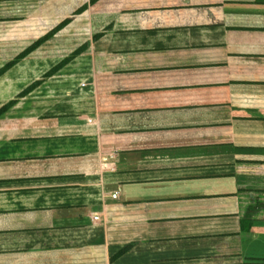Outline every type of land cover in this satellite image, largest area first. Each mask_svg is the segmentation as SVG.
<instances>
[{
    "label": "crops",
    "instance_id": "obj_1",
    "mask_svg": "<svg viewBox=\"0 0 264 264\" xmlns=\"http://www.w3.org/2000/svg\"><path fill=\"white\" fill-rule=\"evenodd\" d=\"M9 103L0 264H264V0H0Z\"/></svg>",
    "mask_w": 264,
    "mask_h": 264
},
{
    "label": "trees",
    "instance_id": "obj_2",
    "mask_svg": "<svg viewBox=\"0 0 264 264\" xmlns=\"http://www.w3.org/2000/svg\"><path fill=\"white\" fill-rule=\"evenodd\" d=\"M94 1H96V0H92V2H94ZM84 9V8H83ZM83 9H81V10H83ZM80 10V11H81ZM65 23H67V21L66 22H64V23H62L59 27H57L56 28V30H58L60 27H62ZM56 30H54V32L56 31ZM46 38V37H45ZM45 38L44 39H42V40H40V41H38L36 44H34L29 50H27L26 52H24L22 55H20V57H18L17 59H20V58H22V57H24L25 55H27L30 51H31V49H33V48H35L36 46H38V45H40L42 42H43V40H45ZM79 52V51H78ZM77 52V53H78ZM11 65V64H10ZM57 68L58 67H56L53 71H56L57 70ZM52 71V72H53ZM52 72H50L49 74H52ZM48 74V75H49ZM35 85V84H34ZM33 85V86H34ZM28 92V90L27 91H25V92H23L21 95H24L25 93H27ZM12 103H9L6 107H4L2 110H0V114L4 111V110H6L10 105H11ZM239 165H241V163L240 164H238V167H240ZM244 227H245V223H244Z\"/></svg>",
    "mask_w": 264,
    "mask_h": 264
},
{
    "label": "built area",
    "instance_id": "obj_3",
    "mask_svg": "<svg viewBox=\"0 0 264 264\" xmlns=\"http://www.w3.org/2000/svg\"><path fill=\"white\" fill-rule=\"evenodd\" d=\"M117 197V194H113V198H116ZM95 219H98L97 216H95Z\"/></svg>",
    "mask_w": 264,
    "mask_h": 264
}]
</instances>
